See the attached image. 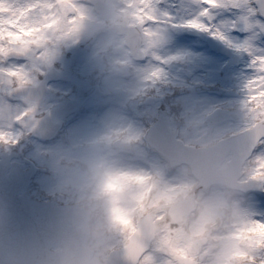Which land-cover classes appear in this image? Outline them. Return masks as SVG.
<instances>
[{
  "label": "rangeland",
  "instance_id": "374dc122",
  "mask_svg": "<svg viewBox=\"0 0 264 264\" xmlns=\"http://www.w3.org/2000/svg\"><path fill=\"white\" fill-rule=\"evenodd\" d=\"M101 1L103 9L91 0H0V31L26 27L37 33L21 57L0 56V133L6 135L0 139V154L15 152L11 166L36 170L23 192L61 204L49 195L56 182L53 161L100 155L113 168L111 251L126 244L153 201L158 229L139 264H179L178 255L196 264H264V137L241 170L240 180L256 182L248 191L222 182L198 190L200 180L189 164L170 167L146 138L160 112L167 114L176 136L194 147L213 145L264 120L246 105V85L253 72L252 57L238 46L245 34L229 33L227 39L204 30L187 34L194 28L186 21L199 12L196 0H156L160 24L145 22L150 0ZM124 24L143 26L141 58L133 56L126 35L115 29ZM208 36L241 53L242 59L226 67L228 58L211 49ZM0 44L15 47L7 38ZM13 68L22 69L26 78L8 76ZM53 68L59 76L49 83L41 103L13 95V84H37ZM201 85L216 89L198 90ZM70 99L78 104L71 113L56 117L62 123L60 132L42 140L36 132L41 117ZM173 106L176 110L169 113ZM218 109L237 118L209 130L207 117ZM230 158L231 153L219 168ZM193 191L194 210L173 223L169 206ZM204 236L206 244L195 251L193 243Z\"/></svg>",
  "mask_w": 264,
  "mask_h": 264
},
{
  "label": "water",
  "instance_id": "95a60500",
  "mask_svg": "<svg viewBox=\"0 0 264 264\" xmlns=\"http://www.w3.org/2000/svg\"><path fill=\"white\" fill-rule=\"evenodd\" d=\"M93 3L102 7L100 0H93ZM119 30L127 33L128 44L133 50L139 49L143 40L144 33L141 26H122ZM191 33H197L191 31ZM215 48L231 56L230 64L240 59L239 54L232 53L223 45H215ZM15 55V54H13ZM57 76L56 71H51L48 76L38 86H26L15 89V94H25L31 99L41 101L47 93V81ZM210 89V87H205ZM77 106L75 101H69L66 105L55 110L52 114H47L42 119L39 128L40 136L43 139L51 138L59 129L60 124L54 123V115L66 110L70 111ZM229 114L217 111L208 118L209 127L212 128L216 123L221 122ZM264 136V121L256 124L252 129L222 140L211 147L194 148L183 144L177 140L173 131L169 127L167 117L161 113L158 121L150 128L147 139L158 151L163 153L170 160L171 166L177 165L182 161L190 164L192 173L201 181L199 188H205L215 181H223L231 186L250 189L255 181L240 182L238 178L243 163L251 154L259 140ZM233 156L227 167L218 170L219 163L230 152ZM13 154L4 152L0 160V202L1 211L16 232H23L33 225H48L55 222L63 205H56L51 201H38L29 199L20 192L30 182L34 169L22 171L18 166H14L10 175L6 172L10 166ZM197 192H193L189 197L177 202L169 208V218L178 222L183 216L191 212L194 208V200ZM154 213L151 212L144 216L138 223L136 230L130 237L128 243L110 253V264H136L142 252L149 246V243L157 230V223L154 221ZM206 242V238L197 240L194 244L195 249H199ZM184 263L183 257L179 258ZM194 264V263H192ZM242 264H259L245 261Z\"/></svg>",
  "mask_w": 264,
  "mask_h": 264
},
{
  "label": "clouds",
  "instance_id": "9594fccd",
  "mask_svg": "<svg viewBox=\"0 0 264 264\" xmlns=\"http://www.w3.org/2000/svg\"><path fill=\"white\" fill-rule=\"evenodd\" d=\"M49 195L63 207L54 223L16 232L0 211V264H110L113 168L100 155L61 156Z\"/></svg>",
  "mask_w": 264,
  "mask_h": 264
},
{
  "label": "snow or ice",
  "instance_id": "6c2138e0",
  "mask_svg": "<svg viewBox=\"0 0 264 264\" xmlns=\"http://www.w3.org/2000/svg\"><path fill=\"white\" fill-rule=\"evenodd\" d=\"M150 3L151 10L144 12L145 22L160 24L162 18L157 13L156 0ZM196 3L199 12L186 21L187 27L211 32L220 39H227L229 33L237 37L242 32L245 34L238 46L252 57L253 72L246 85V105L253 115L264 116V0H196ZM36 36L34 30L26 27L19 32L0 31V41L7 38L9 45H15L0 44V56L26 51ZM8 76L21 81L26 78L19 68L9 69ZM0 139H6V135L0 133Z\"/></svg>",
  "mask_w": 264,
  "mask_h": 264
},
{
  "label": "bare ground",
  "instance_id": "6f19581e",
  "mask_svg": "<svg viewBox=\"0 0 264 264\" xmlns=\"http://www.w3.org/2000/svg\"><path fill=\"white\" fill-rule=\"evenodd\" d=\"M256 188H257V185H256Z\"/></svg>",
  "mask_w": 264,
  "mask_h": 264
}]
</instances>
